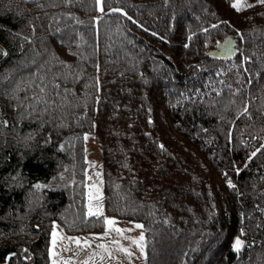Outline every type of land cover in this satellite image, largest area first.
<instances>
[{"label":"trees","instance_id":"obj_1","mask_svg":"<svg viewBox=\"0 0 264 264\" xmlns=\"http://www.w3.org/2000/svg\"><path fill=\"white\" fill-rule=\"evenodd\" d=\"M233 5L0 0V264H50L53 223L105 215L143 224L145 264H264V3Z\"/></svg>","mask_w":264,"mask_h":264},{"label":"rangeland","instance_id":"obj_2","mask_svg":"<svg viewBox=\"0 0 264 264\" xmlns=\"http://www.w3.org/2000/svg\"><path fill=\"white\" fill-rule=\"evenodd\" d=\"M253 1L233 0V3L236 7H243ZM6 77L2 76V80ZM85 149L88 210L102 213V149L92 132L85 133ZM109 220L114 223L109 224ZM49 256L50 264H145L144 226L138 220L105 215V226L101 232L71 234L55 222L51 230Z\"/></svg>","mask_w":264,"mask_h":264},{"label":"water","instance_id":"obj_3","mask_svg":"<svg viewBox=\"0 0 264 264\" xmlns=\"http://www.w3.org/2000/svg\"><path fill=\"white\" fill-rule=\"evenodd\" d=\"M0 47L3 50L2 55L0 56V61L6 56L7 49L6 47L0 42ZM236 51L234 47V41L232 39H226L223 42H218L215 47L209 49L208 53L211 56L225 58L230 57Z\"/></svg>","mask_w":264,"mask_h":264},{"label":"snow or ice","instance_id":"obj_4","mask_svg":"<svg viewBox=\"0 0 264 264\" xmlns=\"http://www.w3.org/2000/svg\"><path fill=\"white\" fill-rule=\"evenodd\" d=\"M258 2H259V3H264V0H258ZM233 6L235 7L236 5H233ZM90 214H91V213H90ZM108 223H109V224H113L114 221L109 220ZM137 227H141V226H140V225H137ZM240 244H241V241L237 239V240H236V246H237V248L240 246Z\"/></svg>","mask_w":264,"mask_h":264}]
</instances>
